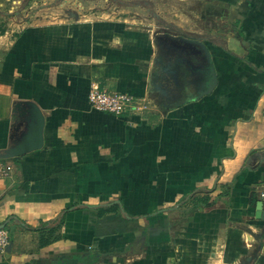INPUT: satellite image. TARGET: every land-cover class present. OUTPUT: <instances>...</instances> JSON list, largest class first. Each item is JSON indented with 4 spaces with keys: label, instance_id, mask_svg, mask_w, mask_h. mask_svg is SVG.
I'll return each mask as SVG.
<instances>
[{
    "label": "crops",
    "instance_id": "0c3cea01",
    "mask_svg": "<svg viewBox=\"0 0 264 264\" xmlns=\"http://www.w3.org/2000/svg\"><path fill=\"white\" fill-rule=\"evenodd\" d=\"M231 2L246 39L200 41L195 71L176 54L166 69L153 23L96 0L82 15L24 6L0 29V154L25 130L14 131L17 103L45 118L40 149L0 158L13 165L0 180V264H264V1ZM241 42L260 56L222 50ZM92 83L150 105L96 110ZM193 192L200 207L186 213Z\"/></svg>",
    "mask_w": 264,
    "mask_h": 264
},
{
    "label": "rangeland",
    "instance_id": "374dc122",
    "mask_svg": "<svg viewBox=\"0 0 264 264\" xmlns=\"http://www.w3.org/2000/svg\"><path fill=\"white\" fill-rule=\"evenodd\" d=\"M99 1L100 5H115L118 10H121L122 15H141V19L144 22L153 23L156 33H160L161 46L166 52L168 61H166L165 68L168 69L169 65L173 63L172 54L185 56L187 60L192 63L193 70H198L200 68H205L206 61L204 56H198L197 46L194 44L195 52L192 53V50L184 42V38H190L193 40H211V44L216 42H227L230 37L234 40L236 37H244L238 27V12L231 14L229 8L232 4L231 0H96ZM107 1V2H106ZM211 2L215 5V14L202 16V11L206 3ZM236 1V0H235ZM238 1V0H237ZM241 4L247 6H254L255 9L262 7L264 0H239ZM95 0H0V29H8V23L11 22L10 18L15 15L21 14L24 6H31L28 10H35L34 8H44L46 5H53L55 8L59 7L65 8V6H77L80 7L79 13L84 14L89 10L87 8ZM42 6V7H41ZM257 6V7H256ZM98 8H102L99 5ZM110 7V6H109ZM231 7V6H230ZM248 8V7H247ZM8 9L13 10V12H6ZM59 9V10H60ZM108 9V8H107ZM242 11L247 12L246 16L251 20L255 19V9L248 11L246 7L240 8ZM106 10V8L102 9ZM116 11V10H115ZM17 12V13H14ZM245 12H241L245 16ZM63 13V12H62ZM134 14V15H135ZM51 14H49L50 16ZM53 16V15H52ZM245 16V17H246ZM18 16H16L17 18ZM51 17V16H50ZM18 19V18H17ZM263 19V18H262ZM166 22H174L180 28L168 24ZM215 28V31H214ZM173 36L171 40L168 38ZM238 49V51H237ZM222 50L229 53H236L239 58L246 59L245 54L249 53L252 57L260 56V52L255 53L250 48H248L244 42H241L240 47L228 49L222 46ZM203 55V54H202ZM180 83L181 80L179 79ZM179 83V82H178ZM194 86L200 83L199 78L193 79ZM198 88V86H196ZM197 192H193L183 199L182 203L184 212L192 213L196 209H199ZM177 222L182 223L180 220ZM167 241V238H166Z\"/></svg>",
    "mask_w": 264,
    "mask_h": 264
},
{
    "label": "water",
    "instance_id": "95a60500",
    "mask_svg": "<svg viewBox=\"0 0 264 264\" xmlns=\"http://www.w3.org/2000/svg\"><path fill=\"white\" fill-rule=\"evenodd\" d=\"M189 41L204 47L199 40L189 39ZM212 74L213 77L209 82L208 88L205 90L206 93L211 91L217 80L216 73L212 71ZM16 107L18 109V114L12 118L14 131H19L22 125H24L25 130L21 131V136L18 138V141H15L14 146L5 149L3 153L0 154V158L19 156L26 152L40 149L43 146L45 118L40 108L37 104L30 101L19 102L16 104ZM261 208L262 201H259L256 205L257 218L260 217Z\"/></svg>",
    "mask_w": 264,
    "mask_h": 264
},
{
    "label": "built area",
    "instance_id": "2783aa9c",
    "mask_svg": "<svg viewBox=\"0 0 264 264\" xmlns=\"http://www.w3.org/2000/svg\"><path fill=\"white\" fill-rule=\"evenodd\" d=\"M88 102L96 110L108 112L117 116L145 111L150 102L136 98L124 92H108L100 88L98 83H92L88 92ZM13 172V165L6 159H0V180L7 179ZM264 196V194H261ZM10 243L8 231L0 228V250Z\"/></svg>",
    "mask_w": 264,
    "mask_h": 264
},
{
    "label": "flooded vegetation",
    "instance_id": "af4514ba",
    "mask_svg": "<svg viewBox=\"0 0 264 264\" xmlns=\"http://www.w3.org/2000/svg\"><path fill=\"white\" fill-rule=\"evenodd\" d=\"M185 40H184V42H185V44H187L188 45V48L189 49H191L192 51H195V49H194V45L195 46H197L198 48H200V52L203 54V56L205 57V56H208L207 55V51H206V49L204 48V47H202V46H200L199 44H196V43H191L190 41H189V39L190 38H184ZM190 44H194L193 46H190ZM193 47V48H192Z\"/></svg>",
    "mask_w": 264,
    "mask_h": 264
},
{
    "label": "trees",
    "instance_id": "16d2710c",
    "mask_svg": "<svg viewBox=\"0 0 264 264\" xmlns=\"http://www.w3.org/2000/svg\"><path fill=\"white\" fill-rule=\"evenodd\" d=\"M1 31H2V29H1ZM202 200H204V205L205 206H209L210 204L207 202L208 201V199L207 198H203V199H201V201ZM108 207H110V206H108ZM99 208H107V207H105V205H102V206H99ZM68 210V209H67ZM66 211V210H65ZM103 211V210H102Z\"/></svg>",
    "mask_w": 264,
    "mask_h": 264
}]
</instances>
